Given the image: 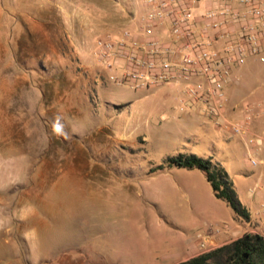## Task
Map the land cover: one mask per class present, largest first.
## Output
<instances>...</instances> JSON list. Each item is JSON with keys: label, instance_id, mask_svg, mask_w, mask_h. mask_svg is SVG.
Instances as JSON below:
<instances>
[{"label": "rangeland", "instance_id": "obj_1", "mask_svg": "<svg viewBox=\"0 0 264 264\" xmlns=\"http://www.w3.org/2000/svg\"><path fill=\"white\" fill-rule=\"evenodd\" d=\"M143 12L142 0H0V264H175L247 225L202 171L167 164L178 155L220 167L260 211L243 142L202 104L117 85L97 62L96 40ZM236 74L234 102L264 105V52Z\"/></svg>", "mask_w": 264, "mask_h": 264}, {"label": "built area", "instance_id": "obj_2", "mask_svg": "<svg viewBox=\"0 0 264 264\" xmlns=\"http://www.w3.org/2000/svg\"><path fill=\"white\" fill-rule=\"evenodd\" d=\"M142 1L134 31L96 40L97 62L117 85L181 88L189 104H202L217 126L243 142L249 165L258 170L248 194L258 195L264 190V129L254 131L253 123L264 121V105L242 102L243 117L236 121L228 119L225 108L227 87L239 82L236 72L264 52V0ZM121 66V77L112 74ZM206 244L200 243L202 251Z\"/></svg>", "mask_w": 264, "mask_h": 264}, {"label": "trees", "instance_id": "obj_3", "mask_svg": "<svg viewBox=\"0 0 264 264\" xmlns=\"http://www.w3.org/2000/svg\"><path fill=\"white\" fill-rule=\"evenodd\" d=\"M167 164L202 171L214 196L226 202L235 214L248 219V213L239 202L232 182L220 167L212 165L209 160L194 155L171 157L167 159ZM159 168L162 169V166ZM178 264H264V236L244 234L229 245L200 254Z\"/></svg>", "mask_w": 264, "mask_h": 264}, {"label": "crops", "instance_id": "obj_4", "mask_svg": "<svg viewBox=\"0 0 264 264\" xmlns=\"http://www.w3.org/2000/svg\"><path fill=\"white\" fill-rule=\"evenodd\" d=\"M228 92V102L225 108L226 116L228 119L236 121L239 120L243 117V112L241 110V104L242 102L245 103L246 101H239V102H234L235 98V92L236 88L232 87L231 85L227 87ZM264 95V94H262ZM261 95V96H262ZM251 102H255L251 101ZM262 129H264V121L261 119H256L255 122L253 123V130L257 132H261ZM264 155V153H262ZM258 171V170H257ZM258 177V174H257ZM260 197V211L255 212L253 214L255 216V219H252V216L250 213H248V219H245L248 223L247 225H236L234 227H229L226 232H220L217 235H215L211 239H206L207 241V248L206 250L202 251L201 248L199 247L200 244H195L191 247H188L186 250L187 253H185V257L178 260L175 264H178L180 262L186 261L190 258H193L195 256H198L200 254L212 251L214 249L220 248L225 245L231 244L233 241L236 239L242 237L244 234H254L253 230L255 229L260 236H264V208H261V204L264 203V190H262L258 195L251 197L248 193L246 195V200H247V205H249V208L252 205V201L256 198ZM252 211V208H251ZM7 264H14L13 262H7ZM61 264H76L72 261L69 260H62Z\"/></svg>", "mask_w": 264, "mask_h": 264}]
</instances>
